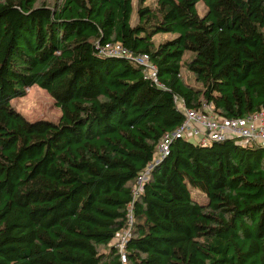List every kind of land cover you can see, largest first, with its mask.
Returning a JSON list of instances; mask_svg holds the SVG:
<instances>
[{
	"label": "trees",
	"instance_id": "16d2710c",
	"mask_svg": "<svg viewBox=\"0 0 264 264\" xmlns=\"http://www.w3.org/2000/svg\"><path fill=\"white\" fill-rule=\"evenodd\" d=\"M145 1L132 24L133 0H0V264H264V148L174 137L153 163L183 121L175 97L227 118L264 109V0ZM106 42L148 54L161 85ZM31 85L56 122L13 108Z\"/></svg>",
	"mask_w": 264,
	"mask_h": 264
},
{
	"label": "built area",
	"instance_id": "2783aa9c",
	"mask_svg": "<svg viewBox=\"0 0 264 264\" xmlns=\"http://www.w3.org/2000/svg\"><path fill=\"white\" fill-rule=\"evenodd\" d=\"M102 52L111 56H124L144 68L145 74L155 84L157 80L156 66L148 54H132L121 42H106ZM176 105L183 114L182 123L173 131L167 132L155 148L154 164L168 154L169 143L174 137H183L200 145H209L212 142L231 140L242 146H259L264 148V109L248 114L242 118H227L216 112L211 104H203L202 108L186 107L181 98L175 97ZM152 165L147 166L135 179L132 187L133 197L142 191L144 181L149 177ZM132 204L128 206L127 226L121 229L115 237L118 244L113 247L123 253L124 243L130 235L133 222ZM114 239V238H113ZM112 239V240H113ZM111 244L113 241L110 242Z\"/></svg>",
	"mask_w": 264,
	"mask_h": 264
},
{
	"label": "rangeland",
	"instance_id": "374dc122",
	"mask_svg": "<svg viewBox=\"0 0 264 264\" xmlns=\"http://www.w3.org/2000/svg\"><path fill=\"white\" fill-rule=\"evenodd\" d=\"M42 1L52 6L55 2L60 0H39V2ZM133 4H134V10L132 13V24L137 22L136 8L139 5V0H133ZM155 4H156V0H146L143 3V5H148L150 7H154ZM196 9H197V13L200 16L203 15L204 12L206 11V7L201 1H199L196 4ZM172 35L173 34L171 33H157L156 35L153 36V40L155 43H158L167 38H170ZM189 56H190V52H185L184 59H188ZM181 74L186 82L190 83L191 85L196 84L194 77L184 67L181 68ZM10 102L16 111H18L26 119L31 121L46 119L56 122L61 113L60 109L55 105L53 97H51V95H49L44 89L38 87L37 85H31L25 87L22 93L19 96L11 99ZM197 197L200 201H204L203 195H199ZM112 241L113 243L112 244L110 243L109 244L110 246H114V245L116 246V244H118L116 237H114ZM98 249L101 252L107 251V247L102 245H100Z\"/></svg>",
	"mask_w": 264,
	"mask_h": 264
},
{
	"label": "crops",
	"instance_id": "0c3cea01",
	"mask_svg": "<svg viewBox=\"0 0 264 264\" xmlns=\"http://www.w3.org/2000/svg\"><path fill=\"white\" fill-rule=\"evenodd\" d=\"M179 98V97H178Z\"/></svg>",
	"mask_w": 264,
	"mask_h": 264
}]
</instances>
